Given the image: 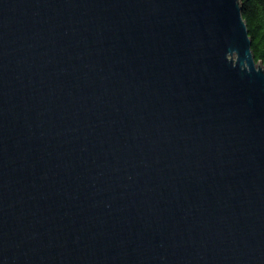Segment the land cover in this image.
I'll list each match as a JSON object with an SVG mask.
<instances>
[{"label":"water","instance_id":"water-1","mask_svg":"<svg viewBox=\"0 0 264 264\" xmlns=\"http://www.w3.org/2000/svg\"><path fill=\"white\" fill-rule=\"evenodd\" d=\"M0 264H264L240 0H0Z\"/></svg>","mask_w":264,"mask_h":264},{"label":"trees","instance_id":"trees-1","mask_svg":"<svg viewBox=\"0 0 264 264\" xmlns=\"http://www.w3.org/2000/svg\"><path fill=\"white\" fill-rule=\"evenodd\" d=\"M241 13L251 39V50L256 61L264 66V0H240Z\"/></svg>","mask_w":264,"mask_h":264}]
</instances>
